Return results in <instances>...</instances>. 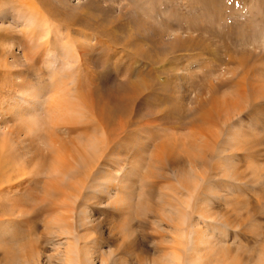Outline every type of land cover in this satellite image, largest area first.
Segmentation results:
<instances>
[{
	"label": "rangeland",
	"instance_id": "1",
	"mask_svg": "<svg viewBox=\"0 0 264 264\" xmlns=\"http://www.w3.org/2000/svg\"><path fill=\"white\" fill-rule=\"evenodd\" d=\"M63 83L83 106L54 130L46 111ZM86 128L99 153L85 179L108 163L117 182L97 184L116 190H84V201L51 212L41 178L4 186L0 264H58L68 241L53 229L56 216L86 235L96 264L186 261L183 235L154 212L179 185L175 167L202 159L209 167H192L183 208L200 223L183 226L192 240L196 229L209 240L196 247L201 264H264V0H0V157L31 162L52 139L76 141ZM127 195L154 212L115 203Z\"/></svg>",
	"mask_w": 264,
	"mask_h": 264
},
{
	"label": "bare ground",
	"instance_id": "2",
	"mask_svg": "<svg viewBox=\"0 0 264 264\" xmlns=\"http://www.w3.org/2000/svg\"><path fill=\"white\" fill-rule=\"evenodd\" d=\"M43 36H45L44 33H43ZM67 48L68 47L66 46L65 49L63 48L62 50L63 53L61 54V56H63V59L68 58V55L70 53V50H71L70 47L68 48L69 49L68 53H66ZM57 58L59 57H56L55 59ZM58 88H60V90L57 89L55 93L53 95L51 94V96L49 97V107L47 108V111H46V115L50 121V125L52 126L54 130L59 126L67 127V125L68 126L71 125L74 122V119L77 120V116L79 115V110L81 108L80 106H83L81 105L82 103H76L74 100L71 101L69 98H67L68 90H67L66 84L63 83L62 87L58 86ZM33 93H35V91ZM37 96L34 95V98H36ZM114 102L115 103L118 102L121 104V102L124 103L125 100H120L119 98V99H114ZM37 106L38 105L36 104V106L34 107L35 114L33 113L34 116L31 117L32 121L30 120L31 122L29 124L32 129L35 128V126L37 125L38 126L41 125V123L38 122L39 121L37 119L38 116H36V113L38 112ZM116 106H119V105L116 103ZM94 128L95 130L97 129V127H94ZM66 130L67 129H65V131ZM45 137L42 139L43 140L47 139ZM88 137L89 136H88L87 128L80 131L77 137L78 140L75 139L76 141L71 140L67 142L65 139H61V137L59 136V138H56V140L52 139V142L50 143V145L47 144L48 146H50L48 150L46 151L48 153L47 156L41 157L38 159H32L31 162H29L30 160L27 159V161L23 162V164H21L19 161H16V160L15 162L14 159L13 160H9L10 158L4 159V156L2 155L3 157H0V192L2 191L1 188H3L4 186L5 187L3 188V190L7 189L10 192H12L14 188H17L18 190L21 186L20 184H25L26 182L30 184H38L39 180L37 179L41 178L43 181V191H44L43 193H45V196L50 203L49 207L47 206V208L51 212H54V211L57 212V210H60V209L64 210V208L69 209L70 206L69 207L67 206L71 203V200H75V202L73 201L74 203H77V202L79 203L80 201L82 202V200L84 201L86 198L84 196V192H85L84 190L92 189V190L98 191V193L105 192L107 195H110L112 190H116V186H113V184H106V185L97 184L98 179H104L106 177L107 179L112 180L114 183L115 181L117 182L115 178V174L113 175V173H116V172L112 173L110 169L109 170L106 169L107 167H109L108 163L103 164L104 168L100 172L98 173L96 172L97 174L94 176L95 177L94 181H91V183L88 184V181H86L85 179L87 175V168H89V165L93 161H95L99 153L97 149L99 146L98 144L95 145V143L94 144L92 143L91 148L87 146L89 141L91 140V139H88ZM38 139H41V138H38ZM47 140H50V139L48 138ZM43 142H45V140ZM71 145L74 148L73 151H72ZM35 152L36 151H34V153ZM87 156H89L90 158H87ZM1 159H4V160H1ZM198 162L194 163L192 162V160H190L188 163L189 171L181 170L178 165L177 167H175L176 168L175 174L177 176H180L178 178H181L178 180L179 185L176 189H174V186L168 185V187L166 188L167 191L164 192L163 195H160L158 197L161 205L159 206L157 205L158 210L155 212L152 211L154 210V208L152 209L150 208L151 206L150 207L148 206L147 201H145L146 202L145 203L141 200V202H138L137 205L132 204L130 202L131 198L129 195L122 197L120 201L117 199L115 200L116 204L119 202L120 203L127 202V203H123V204H126L124 209H131L132 207L134 209H137V211H139L142 215H145L150 212H154L156 218H158L159 221L163 223L167 222V223L172 224L173 228L176 230L175 232L183 235L182 237L186 240L184 253L187 256L190 255V257H187L186 261L181 260L180 262L179 260L180 257H178V255L174 253L175 255L173 259H175L176 261L175 262L169 261V263L167 264H184L183 262H186V264H196L197 263L196 261L195 262L192 261V253L197 256L196 258H198L199 264H201L202 257L201 255L199 256L196 253L197 252L196 247L199 246L200 248L201 245L203 246V245H206L207 242L209 243V240L205 239L206 236L204 235V232L201 229L195 230V234H198L199 237L194 238L192 240V231L189 235L188 233L189 231H187L186 229L184 230L183 228V226L186 225L187 222H190L191 230L193 226L192 225V212L188 213L187 211L183 210L185 206H187V208L185 209L191 208L192 187L190 186H192V167L195 166L197 168L199 164L203 166V168L209 167V163L207 160L202 159V162L199 164ZM34 163L36 165H34ZM30 165H34V167L32 168L34 171H28V169L29 170L31 169ZM173 166H175V164H173ZM30 175H34L36 177L34 178L33 176L32 178L31 177L29 178ZM181 176H184V177H181ZM93 193H95L94 195H97V192H93ZM193 193H194V188H193ZM77 205H78V208L79 207L81 208L83 206V203L81 205L79 204ZM56 215L58 214H55V216ZM80 219H81L80 226L81 227L86 226L87 221H88V214L86 213V211H82ZM52 221L53 222L56 221L53 229L55 228L58 229L59 233L61 231L62 236L65 235L68 241V243H66L65 250H64L65 254H63L64 256L60 258V260L58 261V264H96V259H97L96 250H93V248L89 247L88 243L85 242V239H86L85 234H82V235L78 234L76 232V229L72 226V224L63 221L61 217L59 218V216H56L54 220ZM196 224L197 226H193L194 228L200 226L199 222H197ZM50 233L53 237L56 236V234L52 233V231ZM182 237L181 239H183ZM83 241H84V245L82 246ZM56 246L61 247L62 243L59 242L57 243ZM101 264H106V263L105 261L102 260Z\"/></svg>",
	"mask_w": 264,
	"mask_h": 264
}]
</instances>
